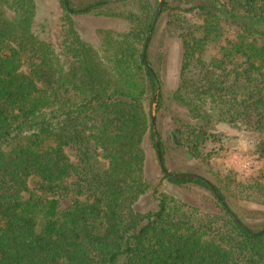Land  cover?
<instances>
[{"label": "trees", "instance_id": "1", "mask_svg": "<svg viewBox=\"0 0 264 264\" xmlns=\"http://www.w3.org/2000/svg\"><path fill=\"white\" fill-rule=\"evenodd\" d=\"M59 1L58 52L34 31L35 0H0V264H264V233L249 232L264 225L254 229L235 213L247 230L239 226L197 178L162 171L177 187L209 190L216 212L159 193L145 177L143 146L149 135L157 151L158 137L166 167V146L146 109L160 88L158 113L166 101L178 103L194 121L174 119L189 159L203 157L215 124L236 121L263 135L256 150L264 158V0H164L160 18L170 34L181 31L184 47L173 93L144 64L154 67L156 30L145 57L144 50L160 0L87 12L129 25L98 30V45L83 39L69 9L111 0ZM231 26L236 38L222 44ZM210 50L217 56L204 62ZM262 174L229 190L264 204ZM151 191L157 210L142 213L137 204Z\"/></svg>", "mask_w": 264, "mask_h": 264}, {"label": "rangeland", "instance_id": "2", "mask_svg": "<svg viewBox=\"0 0 264 264\" xmlns=\"http://www.w3.org/2000/svg\"><path fill=\"white\" fill-rule=\"evenodd\" d=\"M35 1L38 13L34 31L40 38L51 41L59 52L61 49L60 33L65 25V11L59 0ZM73 19L83 39L95 45L99 43L98 30L109 29L119 32L129 30L128 23L118 19L103 18L86 13L75 14ZM190 19L193 20V18ZM155 30L157 32L150 52L154 67L151 68L160 74L164 90L167 93H173L179 85L184 59L183 41L178 37L181 31L172 29L173 34H170L166 16L159 17ZM235 38L236 31L231 26L227 28L222 44H225L226 40L234 41ZM214 56H217V52L210 50L204 56L203 61L209 62ZM165 106L166 110L158 113L156 103H153L150 97L147 98L146 109L151 113V116L154 115L156 128L166 146L167 170L172 174H194L206 178L207 181L223 191L234 213L254 229H260L264 225V204L245 201L233 194L229 188L245 185L252 179L263 175L264 158L256 150V144L263 135L246 128L242 121L217 123L211 130V140L203 148V157L198 160L189 159L186 148L180 144L174 133L176 131L174 119H181L187 123H194V121L190 120L187 110L180 104L166 101ZM143 146L146 152L145 177L153 187L157 188L159 193L169 194L201 210L212 212L218 210L217 202L209 190L195 185L177 187L164 178L157 151L149 135L145 138ZM69 205L70 200L64 201L62 210L67 209ZM157 206L156 194L153 191L143 196L137 204V208L142 213L154 212L157 210Z\"/></svg>", "mask_w": 264, "mask_h": 264}, {"label": "water", "instance_id": "3", "mask_svg": "<svg viewBox=\"0 0 264 264\" xmlns=\"http://www.w3.org/2000/svg\"><path fill=\"white\" fill-rule=\"evenodd\" d=\"M122 1H125V0H111V1H107V2H100V3H97V4L91 5V6L87 7V8H85V9H81V10L69 9V11L72 14H84V13H87V12H89L90 10H92L94 8H97V7H100V6H103V5L114 4V3H118V2H122ZM163 3H164V0H160V4H159L158 10H157V14H156L155 20L153 22L151 31H150V33H149V35L147 37V40H146V45H145V50H144V57L146 55L147 47L149 45L150 39L152 37V34H153V32L155 30V27L157 25V22L159 20V17H160V14H161V10H162V7H163ZM65 5L67 7L69 6V1L68 0H65ZM144 64L155 75L154 70L147 64V62H146L145 59H144ZM159 90H160V88H158L156 94L153 97V103H155V99H156L157 94L159 93ZM152 124H153L154 127H156V119H155L154 115H152ZM159 145H160V142H159V139L157 137V153H158V158H159V161H160V164H161V167H162V171L164 172V174L166 176L179 177V178H182V177L183 178H197V179H200V180H203V181L207 182L208 186L212 189V191L215 193V195L218 197V199L222 202L223 206H225L226 209L231 213L232 217L235 219V221L237 222V224L247 230V227L242 223V221L235 215V213H233L228 208L227 204L221 199V197L219 196V193L215 190V187L213 186L212 183H210L205 178H203V177H201L199 175H194V174H180V175H176V174L170 173L167 170V168L165 167V165L163 164L162 154H161V150H160ZM249 232L253 236H259V235H262L264 233V230L261 231V232H259V233H253L251 231H249Z\"/></svg>", "mask_w": 264, "mask_h": 264}]
</instances>
